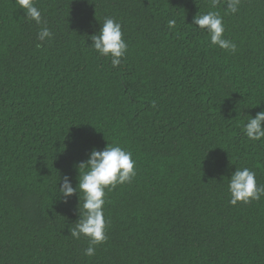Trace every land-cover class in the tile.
<instances>
[{
  "label": "trees",
  "instance_id": "16d2710c",
  "mask_svg": "<svg viewBox=\"0 0 264 264\" xmlns=\"http://www.w3.org/2000/svg\"><path fill=\"white\" fill-rule=\"evenodd\" d=\"M37 38L0 0V264H264V197L229 203L237 168L264 185V140L243 132L264 110V0L236 14L209 0H36ZM218 11L233 54L193 17ZM105 17L122 25L119 67L91 47ZM176 20L169 28L168 21ZM132 153L136 176L105 190L107 240L88 257L76 195L93 149ZM83 201L81 200V204Z\"/></svg>",
  "mask_w": 264,
  "mask_h": 264
},
{
  "label": "clouds",
  "instance_id": "9594fccd",
  "mask_svg": "<svg viewBox=\"0 0 264 264\" xmlns=\"http://www.w3.org/2000/svg\"><path fill=\"white\" fill-rule=\"evenodd\" d=\"M16 4L25 13L28 22L34 21L40 25L37 34L39 41L51 40L53 32L43 20L42 13L36 7V0H15ZM220 0H209L210 8L215 9ZM241 0H226L225 14H236L240 10ZM192 25L204 30L210 43L222 50L231 53L237 51V45L224 38L225 27L223 17L218 11H208L193 17ZM169 28L176 26V20L168 21ZM91 47L102 57L110 59L113 68L119 67L122 59L126 58L128 45L123 38L122 25L111 17H105L98 33L90 37ZM243 132L251 141L264 140V110L255 117L249 115L243 126ZM79 176L78 184L73 187L71 177H59V199L67 203L69 198L76 195L78 198L77 212L79 219L75 227L69 229L74 239L84 236L89 241V246L84 250L88 257L95 255L96 246L107 240L106 220L103 206L105 205V190L111 191L117 185L131 182L136 176L135 161L132 153L119 145H106L103 149L93 148L88 153V159L77 165ZM230 193L229 203L233 206L238 202L249 204L259 201L264 197V185H258L256 174L247 167L237 168L228 180ZM81 200L83 203L81 204Z\"/></svg>",
  "mask_w": 264,
  "mask_h": 264
}]
</instances>
